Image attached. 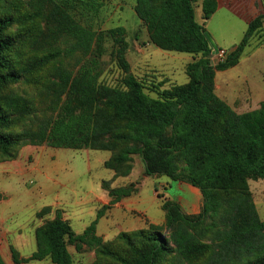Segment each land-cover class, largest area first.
Listing matches in <instances>:
<instances>
[{
    "label": "trees",
    "instance_id": "1",
    "mask_svg": "<svg viewBox=\"0 0 264 264\" xmlns=\"http://www.w3.org/2000/svg\"><path fill=\"white\" fill-rule=\"evenodd\" d=\"M90 1L0 0V162L15 160L26 145L105 151L109 158L102 166L116 179L130 175L138 156L144 176H164L198 189L202 207L188 216L176 202L158 197L167 236L162 228L149 226L121 232L110 241L95 232L107 207L81 234L59 210L44 220L50 213L46 207L36 214L43 222L34 229L35 251L20 259L11 248L13 263L48 259L73 264L68 250L73 246L77 252L92 249L93 264H169L171 257L180 264H264V221L247 185L249 179L264 180V101L237 114L215 94L216 72L239 63L251 38L262 30L264 16L254 18L240 43L213 66L215 50L204 25L216 12L217 0H135L134 11L150 44L193 58L186 66L187 83L164 89L129 72L123 28L94 33L70 20L73 6ZM107 39L117 46L113 56L123 73L117 87L100 81ZM61 40L71 45L67 55L88 57L78 69L63 71ZM22 85L28 88L17 92ZM47 93L49 105L44 103ZM101 187L110 204L136 190L132 183L111 188L109 181ZM0 264H5L1 255Z\"/></svg>",
    "mask_w": 264,
    "mask_h": 264
},
{
    "label": "rangeland",
    "instance_id": "2",
    "mask_svg": "<svg viewBox=\"0 0 264 264\" xmlns=\"http://www.w3.org/2000/svg\"><path fill=\"white\" fill-rule=\"evenodd\" d=\"M90 2L89 5L73 6L68 11L70 20L76 26L94 33L123 28V43L126 47L125 59L129 65V72L133 76L144 84L161 83L164 89L187 83L186 66L193 61L192 56L185 53L162 51L150 44L146 29L134 11L135 0H91ZM259 2L263 6L261 15L264 16V0H254L256 7ZM249 3H252V0H221V4L225 8L217 6L216 12L206 20L204 25L212 50L216 52L218 49H222L229 53L240 43L247 30V23L244 19L248 18V15L246 17L243 15L245 11H248ZM233 12L239 13L242 17L234 15ZM195 16L196 20L201 23V9L199 7L196 8ZM59 43H61L59 49L62 53L64 72L78 69L87 60L88 57L83 56L81 52L67 55L66 53L71 46L70 43L65 40H61ZM116 48L117 46L113 44V41L107 39L104 44V55L99 60L100 81L110 87L119 86L123 77V73L116 65L113 56ZM210 60L213 66L220 63L212 57ZM218 72L217 75L215 74V84L218 86L215 91L216 96L222 98L227 104L234 102L235 106L239 101L245 102L240 107L241 109L237 108V113L257 109L255 104L258 101L257 96L261 95L264 98V24L262 30L251 38L249 45L244 49L239 65L224 70V72ZM27 88L26 85L18 86L16 91L21 92ZM251 91L255 93L253 100ZM146 92L154 97V94ZM34 96L39 97L37 94ZM60 99L61 101L64 99L62 94ZM44 100L47 105L51 103L50 93L44 95ZM50 153H53V156ZM108 157L109 153L105 151L69 150L51 148L45 145H26L18 149L16 159L20 158L25 160L27 164H31L34 159L55 158L52 162L58 167L59 175L54 177V180L60 196H64L67 201L63 208L76 209L74 214L69 215L68 218L74 232L81 233L96 218L95 212L92 210L93 203H83L74 207L72 201L87 198L85 193L88 190H93L94 193L100 192L98 185L100 180L111 181L112 184V172L102 166V162ZM133 166L134 171L131 180L134 181L132 184H138V208L146 210L147 216L154 220L163 217L164 214L160 207L161 199L158 197L166 196L175 201L178 196H189L188 193L178 189L177 182L167 177L148 176L142 178L143 164L140 157H134ZM122 180L118 179V181ZM162 184L164 186H161ZM120 185V182H116L113 186ZM247 185L257 214L260 220L264 221V180L249 179ZM15 190L12 187L9 196L14 197L17 194ZM156 192L157 194H155ZM47 204L48 201L37 204L33 208L24 210L16 217L11 216L0 221V255L5 264H14L10 252L11 248L18 252L20 259L30 257L35 251L34 229L41 225L43 220L37 219L34 213ZM12 210L16 209L12 208ZM68 212L70 213V211ZM5 213V209L1 208L0 216H5ZM107 222L114 225L111 220ZM135 222L132 228L144 226L136 220ZM104 223L106 220L102 219L100 227ZM208 223L209 221H206L201 228H205ZM169 232L165 226L162 227L161 233L163 235L167 236ZM204 237L199 236L201 241H205ZM205 242L209 243L210 241L206 240ZM68 250L72 255L73 264H93L95 257L92 249L82 247L77 252L73 246H68ZM181 262L183 261L178 257L169 259V264H180ZM21 264L51 263L45 259Z\"/></svg>",
    "mask_w": 264,
    "mask_h": 264
},
{
    "label": "crops",
    "instance_id": "3",
    "mask_svg": "<svg viewBox=\"0 0 264 264\" xmlns=\"http://www.w3.org/2000/svg\"><path fill=\"white\" fill-rule=\"evenodd\" d=\"M217 5L218 7L220 6L224 7L221 4V0H217ZM247 10L248 11H245V14L243 16L246 17L248 15V18L246 19L243 18V19L246 21L248 25L254 18L262 14L263 6L259 2L258 6L256 7L254 0H252V3H249L248 5ZM233 14L242 17L239 13L233 12ZM238 65L239 63L236 66ZM220 72H224V71H220ZM218 73L219 72H216V75ZM217 89L218 86L215 84V91ZM250 93L253 100L255 93H253V91H251ZM257 98L258 101L255 104L258 108L259 104L262 101H264V98L261 95L257 96ZM220 99L222 100V98ZM251 102H247V103H251ZM225 103L227 104V102ZM243 104H245V102L239 101L236 103V106L234 102L232 104H227V105L230 106L236 112L237 108L239 109ZM237 114H242V113H237ZM50 154L51 156H53V153ZM54 160L55 158L34 159L31 164H27L25 160L18 158L16 160L3 162L0 164V195L2 196V199L0 200V209L1 208L5 209L6 212L5 216L3 215L2 217L0 216V221L8 219L11 216L16 217L17 215L21 214L24 210L28 208H33L37 204H42L48 201V204L37 210L34 213V216L36 217V214L40 210L47 207L50 208V213L44 217V220L52 219L54 217V212L59 210L62 212L63 218L67 220L71 225L70 219L68 217L69 215L74 214L75 212L74 210L76 209L72 208L71 210H69L67 207L63 208V206L67 204V201L65 200L64 196L62 197L60 196L58 186L56 185V182L54 180V177H57L59 175L58 167L54 165L52 162ZM105 161L102 162V165ZM133 171H134V166L132 172L128 177L116 178V179L113 178L114 174L111 171L113 174L111 179L113 181L112 184L110 181L111 188L124 187L130 183H133L134 181L131 180V176H133ZM145 177L147 176H144V174H142V178ZM118 179H123V180L118 181ZM102 182L103 181L101 180L98 182L100 192L94 193L93 190H88L85 193V196L87 198H84L82 200L81 199L75 201L73 200L74 202L72 201L73 203L72 205L76 207V206H80L83 203L86 204L93 203L92 210L95 212V215L97 214L98 211L102 210L103 207H107L103 213V216L97 221L96 230H95L96 235L100 237L103 241H110L121 232L146 229L149 226L162 228L165 225L164 214L163 217L154 220L153 218L147 216L146 210H140L138 208L139 207L138 206L139 194L137 188L138 184L135 185L136 190L133 192L132 195L126 198H122L119 201L115 202L114 204H110L111 198L108 196L107 192L102 189L101 187ZM116 182H120L121 185L113 186L114 183ZM177 183H178L177 185L178 189L184 191L185 193H188L189 196L188 197L178 196L176 200L173 201L180 206L182 212L185 215L191 216V215L199 214L202 207V197L199 190L183 182H177ZM161 186L164 185L162 184ZM12 187L16 189L15 192L17 193L14 197H12V195L9 196L10 189ZM155 194H157V192ZM163 198L172 201L170 198L166 196ZM161 204L162 203H160V207ZM12 208L16 210H12ZM68 211H70V213ZM102 219H105L106 223H104V225L100 227V222H102ZM108 220L114 222V225L113 223H108L107 222ZM135 220L143 224L144 226L143 227L137 226L138 228H132L133 225H135L136 223ZM86 227L83 229V231L86 229ZM81 233H76V234H81Z\"/></svg>",
    "mask_w": 264,
    "mask_h": 264
},
{
    "label": "built area",
    "instance_id": "4",
    "mask_svg": "<svg viewBox=\"0 0 264 264\" xmlns=\"http://www.w3.org/2000/svg\"><path fill=\"white\" fill-rule=\"evenodd\" d=\"M227 56L228 52L218 49L216 52H214L212 58H214L217 62H223Z\"/></svg>",
    "mask_w": 264,
    "mask_h": 264
}]
</instances>
